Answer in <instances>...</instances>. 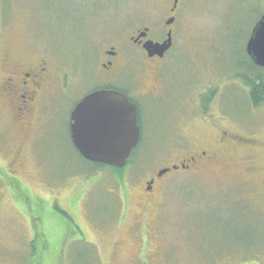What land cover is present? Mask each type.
Instances as JSON below:
<instances>
[{"label":"rangeland","instance_id":"obj_1","mask_svg":"<svg viewBox=\"0 0 264 264\" xmlns=\"http://www.w3.org/2000/svg\"><path fill=\"white\" fill-rule=\"evenodd\" d=\"M166 3L0 0V75L9 52L45 59L57 76L30 129L0 97V264H264V103L251 106L235 76L249 73L246 40L264 0L180 8L157 93L138 100L143 138L121 179L81 158L68 137L69 111L101 83L106 50L124 61L118 87L135 93L150 80L130 38L144 27L163 38ZM225 130L249 144L221 146L203 170L161 176L148 201V176Z\"/></svg>","mask_w":264,"mask_h":264},{"label":"flooded vegetation","instance_id":"obj_2","mask_svg":"<svg viewBox=\"0 0 264 264\" xmlns=\"http://www.w3.org/2000/svg\"><path fill=\"white\" fill-rule=\"evenodd\" d=\"M195 0H167V5L165 7L166 20L171 19L172 24H166L165 22V35L161 39H152L149 34V28H147L146 36L140 37L139 33L143 30H139L136 35L130 38L132 46L141 53L143 58L142 65L143 69L140 75L143 79H148L145 83H138L133 88L135 93L128 91L126 88L118 87L115 82L120 81L119 79L123 75L124 61L120 58V52L112 47L110 50H106L104 54V61L100 65V70L97 74V80L101 83L91 86L86 93L77 100L69 111V115L78 102L92 90H97L101 88L105 89H117L119 91L125 92L131 102L136 103L137 106V124L139 126L140 138L134 149L140 144L143 134H142V123H140V105L138 100H145L150 95H155L157 93V83L158 77L162 71V62L166 58L168 51L173 46V41L175 37L174 24L176 23L177 14L183 5H187ZM170 30L171 33V47L164 53L163 57L148 56L146 50L143 48V44L146 40H152L153 42H162L167 38V32ZM247 54V53H246ZM248 56V55H247ZM249 58V56H248ZM3 65L0 75V97L3 99L6 107L11 113L13 121L21 125L23 129H30L32 123L35 122L36 116L42 111L43 104L45 101L52 96V92L57 87L55 72L50 70L47 61L45 59L36 60L35 62L27 63L20 62L13 58L8 52L4 54L1 59ZM200 102V100H199ZM69 133L68 137L71 139L70 133V123L71 115L69 118ZM214 140H207L204 145H199L193 149H189L180 155V158L176 162L171 163V165L163 167L168 168L169 171L162 174L166 175L175 172H186L194 173L199 170H203L210 165L216 164L220 158H222V152L220 151L221 146L228 147L229 149L237 148V146L248 145L249 142L247 138L230 132L229 130L221 131L219 134L215 135ZM73 145V143H72ZM74 147V145H73ZM75 149V147H74ZM77 150V149H76ZM132 153V152H131ZM131 155V154H130ZM162 169V168H160ZM158 173V172H157ZM150 175L143 182L142 190L148 195V201L153 200V196L156 194V185L158 179L161 176ZM264 186V182L261 183ZM260 184V186H261ZM264 190V188H262ZM264 192V191H262ZM261 192V193H262ZM149 201V202H150ZM260 257V256H259ZM262 257V256H261ZM260 257V259H261ZM264 258V257H263ZM264 263V262H263Z\"/></svg>","mask_w":264,"mask_h":264},{"label":"water","instance_id":"obj_3","mask_svg":"<svg viewBox=\"0 0 264 264\" xmlns=\"http://www.w3.org/2000/svg\"><path fill=\"white\" fill-rule=\"evenodd\" d=\"M165 22L172 24L171 19ZM146 31L147 28L139 36H146ZM167 33L162 42H144L142 46L148 56L163 57L172 45L170 30ZM246 41L245 52L251 62L264 68V13L252 26ZM137 114L136 103L131 102L125 92L113 88L90 91L70 113V133L75 149L88 161L123 168L140 138ZM167 171L168 168H162L157 176Z\"/></svg>","mask_w":264,"mask_h":264},{"label":"trees","instance_id":"obj_4","mask_svg":"<svg viewBox=\"0 0 264 264\" xmlns=\"http://www.w3.org/2000/svg\"><path fill=\"white\" fill-rule=\"evenodd\" d=\"M246 60L248 63L247 66L250 65L249 73H245L248 70V68H247V70L245 72L235 73V76L241 80V82L244 86L248 87V97H249V103L251 104V106L258 107V105L264 103V68L259 67V66L255 65L254 63H252L250 58H248V56H246ZM214 92L215 91H213V92L211 91L208 93L206 92V94H204V93L202 94L201 99H202V102L204 104V108H206L207 104L213 99L212 97H213ZM72 147H73V145H72ZM76 152L81 157V155L79 154V152L77 150H76ZM81 158H83V157H81ZM86 161L90 162L94 167H105L106 166V165H103V164H100L97 162H91L88 160H86ZM130 161L131 160L129 157L127 164H129ZM123 168H125V166ZM123 168H114V169H116L115 171L118 172V176L120 177V179L123 176L122 175L123 170H124ZM244 246H246V245H244Z\"/></svg>","mask_w":264,"mask_h":264}]
</instances>
